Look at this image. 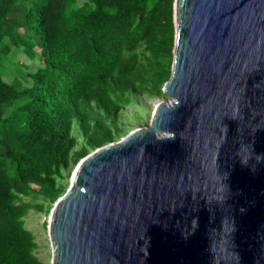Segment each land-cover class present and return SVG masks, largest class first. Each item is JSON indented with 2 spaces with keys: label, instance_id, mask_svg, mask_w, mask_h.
Here are the masks:
<instances>
[{
  "label": "water",
  "instance_id": "obj_1",
  "mask_svg": "<svg viewBox=\"0 0 264 264\" xmlns=\"http://www.w3.org/2000/svg\"><path fill=\"white\" fill-rule=\"evenodd\" d=\"M173 7L170 100L77 162L50 264H264V0Z\"/></svg>",
  "mask_w": 264,
  "mask_h": 264
},
{
  "label": "trees",
  "instance_id": "obj_2",
  "mask_svg": "<svg viewBox=\"0 0 264 264\" xmlns=\"http://www.w3.org/2000/svg\"><path fill=\"white\" fill-rule=\"evenodd\" d=\"M174 0H0V264L39 260L24 217L47 211L77 162L164 95ZM13 49L35 62L4 78Z\"/></svg>",
  "mask_w": 264,
  "mask_h": 264
},
{
  "label": "rangeland",
  "instance_id": "obj_3",
  "mask_svg": "<svg viewBox=\"0 0 264 264\" xmlns=\"http://www.w3.org/2000/svg\"><path fill=\"white\" fill-rule=\"evenodd\" d=\"M11 59L13 62L8 64L9 69L4 75V78L8 81L12 80L13 77L16 75V69L19 64L26 63L28 65H31L35 62L34 60L30 59L27 55L17 49L12 50ZM164 98L165 100H170V97L166 96L165 94L161 97L149 99L140 97L138 98L139 107L134 105L127 107L124 113L122 114L123 121L126 124L125 134L134 129L147 126L149 124L150 117L152 115L155 105L163 101ZM124 135H122L121 137H123ZM120 138H118L117 140H119ZM74 168L69 175L68 181H70ZM50 212L51 208L47 211L30 210L28 214L24 217L25 227L31 230L34 235V240L36 243L34 254L39 260L47 264L51 263V244L47 228L48 221L50 219Z\"/></svg>",
  "mask_w": 264,
  "mask_h": 264
},
{
  "label": "clouds",
  "instance_id": "obj_4",
  "mask_svg": "<svg viewBox=\"0 0 264 264\" xmlns=\"http://www.w3.org/2000/svg\"><path fill=\"white\" fill-rule=\"evenodd\" d=\"M256 159H257V160H259V159H260V155H259V154H257V156H256Z\"/></svg>",
  "mask_w": 264,
  "mask_h": 264
}]
</instances>
